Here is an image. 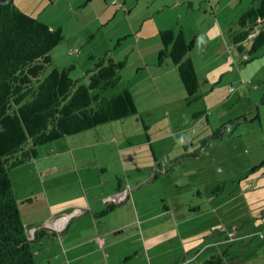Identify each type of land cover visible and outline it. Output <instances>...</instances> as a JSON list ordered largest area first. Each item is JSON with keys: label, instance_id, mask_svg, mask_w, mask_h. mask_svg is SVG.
<instances>
[{"label": "crops", "instance_id": "0c3cea01", "mask_svg": "<svg viewBox=\"0 0 264 264\" xmlns=\"http://www.w3.org/2000/svg\"><path fill=\"white\" fill-rule=\"evenodd\" d=\"M67 1L69 4L73 1L71 7L74 8L78 3L86 5L91 0ZM176 1L173 5L180 8V13L183 8L186 12L195 10L194 0ZM208 1L211 4V0ZM118 2L131 15L132 6H125L130 0H112L111 3L117 5ZM185 2H189L188 7ZM180 16L176 13L156 19L153 15L146 16L142 25L131 34L130 52L127 49L122 57H119L121 53L112 56L115 60L127 61L120 83L124 81L125 72L132 76L120 90L127 88L131 92L138 111L135 116H139L147 128L151 126L149 117L155 102L152 89L147 88L154 87L158 95L156 99H165L168 90L177 89L179 93L185 90L170 50L159 37L160 30L181 27L188 38L185 26H178ZM117 45H122L121 39ZM190 57L200 80L198 61L192 54ZM163 106V103L157 105V109ZM97 128L88 130L94 138L65 139L50 145L46 157L39 155L26 161L22 166H27V170L20 172L23 173L22 181L28 186L24 190L27 193L21 192V197L12 181L22 221L26 228L29 227L32 237L35 231L45 230L44 235L34 242V251L41 246L35 252V259L40 257V264H204L215 255H222L224 264H264V253L256 251L251 260L245 259L242 253V249L253 245L255 240L264 249V239H255L256 234L264 238L260 236V233L264 234V219L250 229L246 224L250 222L248 220L241 226L235 224V235L231 240L221 230L222 227L228 230L226 225L231 220L216 214L220 208L224 212L236 207L241 209L238 202L241 195L251 190H264V170L246 180L245 190L237 188L239 195L226 196L218 206H215V193H202L199 188L197 198L194 194L180 198L182 205L179 206L170 200L165 186L161 191L153 186L158 179L161 180L157 174L158 165L172 161L170 156L159 155L155 150L154 159L151 155L145 158L142 169H131L127 165L130 160L116 150L118 137L113 135L104 139L100 137L103 130L97 133ZM147 137L148 141L144 138L141 143L149 142L155 147L166 136L148 134ZM104 144H112L113 154L99 153L107 148ZM191 153L187 154L191 159L202 156ZM260 161L262 158L251 165L255 167ZM111 204L113 208L101 216L100 213ZM97 236L104 239L103 249L97 243ZM46 239L52 244L45 245Z\"/></svg>", "mask_w": 264, "mask_h": 264}, {"label": "rangeland", "instance_id": "374dc122", "mask_svg": "<svg viewBox=\"0 0 264 264\" xmlns=\"http://www.w3.org/2000/svg\"><path fill=\"white\" fill-rule=\"evenodd\" d=\"M111 2L112 0H91L86 5L78 3L72 8L73 1L69 4L67 0H14L23 12L51 28L60 27L64 31L65 39L50 52L54 64L46 69L43 77L55 67L62 69L74 65L72 77L87 83V72L94 68L100 57L106 53L111 56L121 53L119 57H122L124 53L130 52L128 47L131 34L142 25L143 18L149 15L156 19L171 13L181 14L178 26L183 24L188 40L193 39L195 42L190 54L198 61L200 99L188 103L186 90L179 93L177 89L168 90L165 99H156L158 95L154 87H148L155 96L153 112L149 117L150 127L145 128L146 124L139 116L131 115L98 126L97 133L103 130L100 137L104 139L113 135L118 137L116 140H119V147L116 150L123 153L126 160H130L127 165L131 169H142L145 158L151 155L154 159L155 150L159 155L170 156L172 161H164L162 164L173 163L172 170L159 172L158 168L157 174L161 180L158 179L153 186L160 191L165 186L170 200L179 206L182 205L180 198L190 194L197 198V188L202 193H215V206L222 204L226 196L239 195L241 188L246 189V180L264 170V49L251 61L245 62L249 58L250 40L244 43L246 49L243 53L237 51L233 42L238 18L254 0H211V4L208 0H194L195 10L186 12L183 8L181 13L180 8L173 5L176 0H130L125 6H132L131 15L119 6L121 1L117 5ZM188 4L189 2L184 3L186 7ZM105 10L107 11L104 13ZM148 22L149 20L146 21ZM120 39L122 45L118 46ZM131 76L125 72L124 81L107 95L119 91ZM134 81L135 79L132 83ZM162 103L164 106L157 109V105ZM89 131L39 146L36 158L39 155L46 157L50 153V145L66 141L65 139L72 141L94 138ZM217 131H221L220 136L214 135ZM148 134L152 137H166L152 147L149 142L141 143L144 138L148 141ZM104 145L107 148L99 153L113 154L112 144ZM190 152L202 156L191 159L187 155ZM259 158H262L259 165L252 166L251 163L258 162ZM24 164L25 162L10 170L19 197L21 192L27 193L24 190L28 183L22 181L23 173L20 172L27 170V166H22ZM192 171L197 172L193 175ZM238 202L241 209L236 207L237 209L224 212L220 208L221 211L218 209L216 212L224 219L231 220L226 225L228 230L221 228L231 240L234 237L230 230H233L235 224L241 226L248 220L250 222L246 224L250 229L254 223L264 219V190L247 191ZM27 230H30L29 227ZM258 235L256 234L255 239H264ZM255 241L253 245L242 249L245 259L251 260L256 251L264 253V249L257 244L258 240ZM51 244L46 239L45 245ZM38 248L41 249V246L36 247L35 252ZM35 260L40 264V257Z\"/></svg>", "mask_w": 264, "mask_h": 264}, {"label": "trees", "instance_id": "16d2710c", "mask_svg": "<svg viewBox=\"0 0 264 264\" xmlns=\"http://www.w3.org/2000/svg\"><path fill=\"white\" fill-rule=\"evenodd\" d=\"M159 37L170 50L188 103L200 99V80L190 57L194 40H188L181 27L160 30ZM64 39L62 28L35 19L14 0H0V264H37L33 244L45 233L40 229L31 238L10 170L36 158L39 146L138 113L127 88L107 95L119 86L126 59L115 60L106 53L87 72V83L72 77L74 65L55 67L43 77L54 64L51 50ZM248 40L245 62L264 49V0H254L238 18L233 32L238 52L245 51ZM214 135L220 136L221 131ZM172 165L159 164V172L172 170ZM112 208L108 205L100 215ZM204 264H224L223 256H212Z\"/></svg>", "mask_w": 264, "mask_h": 264}, {"label": "built area", "instance_id": "2783aa9c", "mask_svg": "<svg viewBox=\"0 0 264 264\" xmlns=\"http://www.w3.org/2000/svg\"><path fill=\"white\" fill-rule=\"evenodd\" d=\"M115 3V2H114ZM231 90H233V88L231 87ZM67 217H65V219H66ZM56 230H59V232H61L62 230L61 229H59V228H56ZM29 232V231H28ZM29 234H30V236H31V238H33L34 237V235H33V237H32V235H31V233L29 232ZM235 235V232H231V236H234ZM260 236L261 237H264V234L263 233H260ZM97 243H98V245H99V247L101 248V249H103V247H104V244H105V242H104V239L101 237V236H97Z\"/></svg>", "mask_w": 264, "mask_h": 264}]
</instances>
